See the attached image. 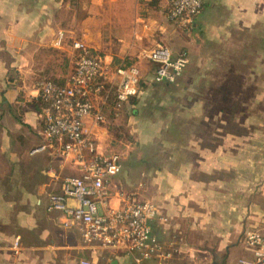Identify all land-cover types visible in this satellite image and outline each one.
Listing matches in <instances>:
<instances>
[{
  "label": "crops",
  "instance_id": "obj_1",
  "mask_svg": "<svg viewBox=\"0 0 264 264\" xmlns=\"http://www.w3.org/2000/svg\"><path fill=\"white\" fill-rule=\"evenodd\" d=\"M170 1L0 0V264H134L49 210L80 172L46 138L36 84L67 82L75 41L142 76L140 96L117 108L113 89L94 101L104 122L85 121L99 152L121 157L111 209L124 197L154 204L151 228L173 264L252 258L246 234L264 233V0H204L187 29L169 20ZM157 44L188 59L174 84L154 81L145 57Z\"/></svg>",
  "mask_w": 264,
  "mask_h": 264
},
{
  "label": "built area",
  "instance_id": "obj_2",
  "mask_svg": "<svg viewBox=\"0 0 264 264\" xmlns=\"http://www.w3.org/2000/svg\"><path fill=\"white\" fill-rule=\"evenodd\" d=\"M203 6L204 0H171L168 18L179 27L190 28ZM63 41L64 34L60 32L55 47H61ZM73 49L77 53L75 68L64 85L48 79L36 84L38 96L47 105L45 136L59 144L62 155L72 160L80 172L79 176L64 179L61 194L50 197L49 210L61 211L66 225H79L86 245L123 251L134 264L146 261L173 264L172 253L162 247L151 228L157 217L154 204L124 197L120 207L111 209L108 183L121 172V157L100 153L96 139L85 125L89 117L96 123L104 122L103 111H95L94 105L100 95H108L114 89L117 108L141 95L140 69L134 64L111 67L81 41H75ZM145 58L157 66L156 83H176L188 66L185 56H174L163 44L153 47ZM71 199L76 201V207L68 205ZM245 244L253 256L240 260L239 264H264V233L248 232ZM18 245L19 240L15 243Z\"/></svg>",
  "mask_w": 264,
  "mask_h": 264
},
{
  "label": "rangeland",
  "instance_id": "obj_3",
  "mask_svg": "<svg viewBox=\"0 0 264 264\" xmlns=\"http://www.w3.org/2000/svg\"><path fill=\"white\" fill-rule=\"evenodd\" d=\"M72 3H74V2H72ZM44 103V102H43ZM45 104V103H44ZM46 107H47V105L45 104L44 105V110L46 109ZM151 148H152V151L154 152V150H155V148H156V145H155V143H152V145L150 146ZM136 199V198H135ZM138 201H140L139 199H137ZM147 202H149V201H147ZM151 203V202H150Z\"/></svg>",
  "mask_w": 264,
  "mask_h": 264
},
{
  "label": "trees",
  "instance_id": "obj_4",
  "mask_svg": "<svg viewBox=\"0 0 264 264\" xmlns=\"http://www.w3.org/2000/svg\"><path fill=\"white\" fill-rule=\"evenodd\" d=\"M171 84V83H170Z\"/></svg>",
  "mask_w": 264,
  "mask_h": 264
}]
</instances>
